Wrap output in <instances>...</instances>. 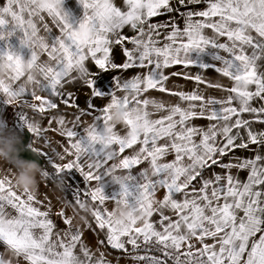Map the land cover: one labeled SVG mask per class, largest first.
Segmentation results:
<instances>
[{
	"label": "snow or ice",
	"instance_id": "1",
	"mask_svg": "<svg viewBox=\"0 0 264 264\" xmlns=\"http://www.w3.org/2000/svg\"><path fill=\"white\" fill-rule=\"evenodd\" d=\"M78 3L83 15L75 22L64 3L47 10L36 0H6L0 6L5 42L0 59L16 65L0 81V97L47 120L44 126L24 111L17 113V127L53 153L33 147L31 139L25 145L54 169L45 168L42 175L64 180L74 170L84 184L67 183L72 199L65 198L56 213L64 224L60 228L51 204L35 191H19L11 169L0 176V264H111L102 248L120 252L132 264H264V128L255 127L264 125V0ZM200 4L204 7H193ZM162 15L170 19L153 22ZM84 26L92 33L86 41L78 33ZM17 33L20 46L30 50L28 59L8 44ZM116 47L125 57L121 64L115 62ZM209 49L212 63L189 55ZM24 63L39 72L37 79L23 71ZM174 65L198 71L168 73ZM132 69L133 76H124ZM109 71L120 75L110 87H99V74ZM209 71L229 84L212 83ZM176 75L195 87L169 89ZM76 83L91 91L86 108L68 91ZM207 88L227 95H208ZM153 90L177 100L151 97ZM97 98L108 102L98 107ZM61 105L77 110L73 119ZM115 108L125 113L120 124L111 119ZM199 119L208 123L196 124ZM49 131L65 138L62 152L51 148ZM239 150L251 155L237 156ZM241 172L247 173L244 179ZM108 184L119 191L108 196ZM87 201L92 221L74 224ZM107 202L113 208L126 204L128 221L115 220ZM85 229L96 234L95 248L85 241Z\"/></svg>",
	"mask_w": 264,
	"mask_h": 264
},
{
	"label": "crops",
	"instance_id": "2",
	"mask_svg": "<svg viewBox=\"0 0 264 264\" xmlns=\"http://www.w3.org/2000/svg\"><path fill=\"white\" fill-rule=\"evenodd\" d=\"M116 2L119 4L121 2V0H116ZM3 3H6V0H0V6H2ZM64 7L67 11H69L72 20L78 21L82 15H83V8L82 6L78 3V0H64ZM197 9L199 8H203L204 5L200 4V5H195L193 6ZM170 17L166 16V15H162L159 17H154L152 18L153 22H164L169 20ZM180 26L183 27V21H180ZM127 35H132V32L128 31L127 29L125 30ZM19 33H17V35H14L13 37H11L8 41V43H12V45L15 46H20L19 43ZM0 43H3V41H0ZM119 56H120V60H119V64L123 63L124 61V55L121 51V49L119 48ZM212 51L209 50H205L204 52H200L199 50H194L191 53H189V55L195 60V59H199L202 60L205 63H212ZM168 73H191V74H195L197 73L198 69L195 67H184L183 65H174L171 68H169ZM178 79H182L183 83H184V88L185 91H190L192 90L195 85L192 81L190 80H186L184 79L183 75H176V76H171L170 80H175L176 78ZM207 77L210 78L212 83H221V84H229V81L222 77L219 76L218 74H216L215 72L209 71L207 73ZM169 80V81H170ZM168 81V82H169ZM178 82V81H177ZM201 87H204L203 85ZM207 94L220 98L223 96H226L227 93H224L222 91L213 89V88H207L206 89ZM19 111H24L27 113L29 118H34L36 120H40L42 125L46 126L47 125V120L46 119H41V116L34 114L30 109H19L18 107H13L11 105H8L4 102L3 97H0V121H3L6 125L5 128H0V138H7L8 135L10 134H16L19 135L21 138H23V132L21 131V129H18L17 124H18V120H17V113ZM47 115V114H45ZM196 124H207L208 121L207 120H203V119H199L195 121ZM255 127L257 129H262L264 128V125H255ZM12 128V129H11ZM15 129V130H13ZM33 139V137H32ZM35 147V146H34ZM36 148V147H35ZM237 156L240 157H246V156H250L251 153L248 151H243V150H239L236 152ZM21 160H26V161H33V160H28L25 158H19ZM41 167V166H40ZM11 169L12 172H16L17 170L15 169V167L8 163L7 161H5L3 158H0V176L4 175L7 173V171ZM44 170V168L41 167V173L37 175V187L34 190L35 192H37L38 197L40 200L45 201V203H52L53 205H63L67 202V200H71L72 199V190L71 187L66 189V185L67 183L72 186H80L82 187V185L78 182V179L76 178L75 174L72 172L70 174V176L64 180L57 178L56 180H52L49 178H45L42 175V171ZM216 171H219V169H215ZM49 173H54V169H48L47 170ZM247 173L246 172H241L240 173V178L244 179L246 177ZM21 191V190H19ZM67 198V200L65 199ZM82 205V204H81ZM80 205V206H81ZM71 209V208H69ZM109 210H111L110 208H108ZM95 225V224H94ZM103 238V235H101ZM122 256L118 257L123 260H126L125 257L121 258ZM114 264H124V263H119V262H113Z\"/></svg>",
	"mask_w": 264,
	"mask_h": 264
},
{
	"label": "rangeland",
	"instance_id": "3",
	"mask_svg": "<svg viewBox=\"0 0 264 264\" xmlns=\"http://www.w3.org/2000/svg\"><path fill=\"white\" fill-rule=\"evenodd\" d=\"M8 44H10L14 49L18 50L19 53L25 59H28L30 57L31 53H30V50L28 48H26V47L22 48V47H19V46H15V45H12V43H8ZM4 48H5V42L0 43V51L4 50ZM119 54H120L119 53V47H116L114 49V57H115V62L117 64H119V60H120ZM93 71H97V70L93 69ZM136 71H137L136 69L129 70V71L124 73V76L131 77V76H133L135 74ZM117 75H120V73L117 72V71H109L107 73L99 74V77H98L99 87L104 88V89L110 87V84L112 83L113 77L117 76ZM175 78H176V81L175 80H170L168 82V85H167L168 88L169 89H176V90H184L185 91V88H184L185 85L183 83V80L182 79H178L177 77H175ZM68 91L76 93V95L78 96V99H77L76 103L79 104L80 108H86L87 107V100L89 98H91V96H92L91 91L89 89H87L86 87L81 86L79 83H76V84L69 85L68 86ZM148 95L151 96V97H155L157 99L164 100V101L176 102V100H177V98L174 97V96H169L167 94L160 93V92L154 91V90L150 91L148 93ZM107 102H108L107 99H98V98L95 99V104L98 107L105 105ZM61 110L63 112H65V113H69L70 114L68 116L69 120L73 119L71 114L75 113L77 111L75 108H65L63 105H61ZM47 115L50 116V115H52V113H47ZM85 120H86L87 123H91L92 122L91 121V117H85ZM118 127H119V125H118ZM21 131L23 132V137L26 135L25 132H27V136L29 135V139L27 141V144L29 143V141L31 139L33 141V147L35 146L36 148H41V149H43V151L49 152L50 154H53V153H51L50 149L47 146H45L43 141L36 142L34 138L32 139L31 134L26 129H23ZM46 135L51 140V148L55 149L56 151H61L62 152L63 149H62L61 145H64V144L67 143L65 138L60 136L59 134H57L54 131H49V132L46 133ZM128 151L130 152L131 150H128ZM39 157H40V159H39L38 162H40V163H38V162L37 163L40 166H42L44 169L46 168V170L52 168L50 165L47 164L46 158H43L41 156H39ZM68 159H71V157H68L65 161H57V162L58 163H66ZM168 159H171V157H169ZM144 166L145 165H141V166H138V167L134 168L133 169V174H136V172H139L140 168H142ZM73 173L75 174L76 178L78 179V182L82 185V187H84L83 178L80 177L79 174L76 173L74 170H73ZM118 191H119V186L118 185L108 184L106 186V188H105V192H106V194L108 196H112L114 192H118ZM159 195L162 196L163 192L159 193ZM85 203H88V204L92 205L91 201L84 202L83 204H85ZM50 204L52 206V213H53L52 219L55 221V223L57 224L58 227L63 228L64 224H63L61 218L58 215H56V213H58L63 208V205H56L55 206L52 203H50ZM107 208L112 209L113 208V204L111 202H107ZM66 213H67L68 216H72L73 215V209L72 208L71 209L67 208L66 209ZM80 214L84 215V213H80ZM87 219L89 221H92L91 215H88ZM74 224L79 225V226H83L84 222L79 219V215H77L75 217ZM93 228H95L94 223H93ZM100 238L103 239L102 236H100ZM84 239L89 245H92L93 248H95L97 237H96V234L93 231H89V230L85 229V231H84ZM102 250H106L107 251L108 259L111 261V264H114L113 262H118L117 260L120 259L118 257L122 256V254L120 252L114 251L111 248H107V249L102 248ZM125 259L126 260L121 259V260H123V262H119V263L132 264V262L128 258L125 257Z\"/></svg>",
	"mask_w": 264,
	"mask_h": 264
},
{
	"label": "clouds",
	"instance_id": "4",
	"mask_svg": "<svg viewBox=\"0 0 264 264\" xmlns=\"http://www.w3.org/2000/svg\"><path fill=\"white\" fill-rule=\"evenodd\" d=\"M64 0H36V4L44 10L49 8H61ZM79 37L82 41H86L91 36V29L87 26L78 29ZM22 69L25 73H29L33 80L39 77L36 69H29L28 64L24 63ZM16 71V65L10 63L7 59H0V81L6 80L10 73ZM114 124H120L125 119L123 109L115 108L111 115ZM22 138L16 134H10L7 138H0V158L12 164L17 170L14 174V185L18 190H32L37 187V175L41 173V167L36 161H26L19 159V154L25 151ZM35 153V152H33ZM79 215L81 221L86 220L88 215L92 213V205L85 203L80 206ZM131 215V209L126 204H120L113 208V217L115 220L125 223ZM6 226V225H5Z\"/></svg>",
	"mask_w": 264,
	"mask_h": 264
},
{
	"label": "water",
	"instance_id": "5",
	"mask_svg": "<svg viewBox=\"0 0 264 264\" xmlns=\"http://www.w3.org/2000/svg\"><path fill=\"white\" fill-rule=\"evenodd\" d=\"M25 136L22 138V143L23 145H27V141L29 139V135L27 136V132H25ZM26 149V147H25ZM19 158H25V159H28V160H33V161H36L38 162L40 157L39 155H37L36 153H31L29 152L27 149L25 151H22L20 154H19ZM40 163V162H38Z\"/></svg>",
	"mask_w": 264,
	"mask_h": 264
},
{
	"label": "bare ground",
	"instance_id": "6",
	"mask_svg": "<svg viewBox=\"0 0 264 264\" xmlns=\"http://www.w3.org/2000/svg\"><path fill=\"white\" fill-rule=\"evenodd\" d=\"M134 175H135V174H134ZM112 259H113V258H112ZM117 261H118V262H123V260H120V259H118ZM129 263H130V262H129Z\"/></svg>",
	"mask_w": 264,
	"mask_h": 264
}]
</instances>
